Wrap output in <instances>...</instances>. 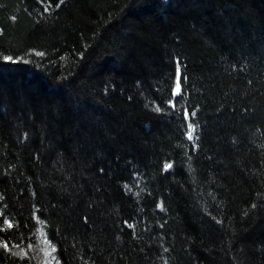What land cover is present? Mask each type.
Here are the masks:
<instances>
[{"label": "trees", "instance_id": "obj_1", "mask_svg": "<svg viewBox=\"0 0 264 264\" xmlns=\"http://www.w3.org/2000/svg\"><path fill=\"white\" fill-rule=\"evenodd\" d=\"M0 264H264V0H0Z\"/></svg>", "mask_w": 264, "mask_h": 264}, {"label": "snow or ice", "instance_id": "obj_2", "mask_svg": "<svg viewBox=\"0 0 264 264\" xmlns=\"http://www.w3.org/2000/svg\"><path fill=\"white\" fill-rule=\"evenodd\" d=\"M188 135H189V138L191 139V132H189ZM165 167H166V168H167V167H171V165H166Z\"/></svg>", "mask_w": 264, "mask_h": 264}, {"label": "rangeland", "instance_id": "obj_3", "mask_svg": "<svg viewBox=\"0 0 264 264\" xmlns=\"http://www.w3.org/2000/svg\"><path fill=\"white\" fill-rule=\"evenodd\" d=\"M46 244V243H45ZM48 247V244H46V248Z\"/></svg>", "mask_w": 264, "mask_h": 264}]
</instances>
